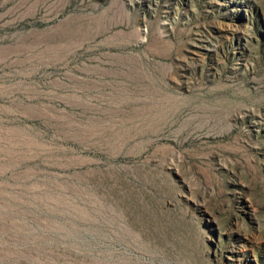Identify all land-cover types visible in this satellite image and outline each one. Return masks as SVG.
Masks as SVG:
<instances>
[{
	"label": "rangeland",
	"instance_id": "obj_1",
	"mask_svg": "<svg viewBox=\"0 0 264 264\" xmlns=\"http://www.w3.org/2000/svg\"><path fill=\"white\" fill-rule=\"evenodd\" d=\"M0 264H264V0H0Z\"/></svg>",
	"mask_w": 264,
	"mask_h": 264
}]
</instances>
